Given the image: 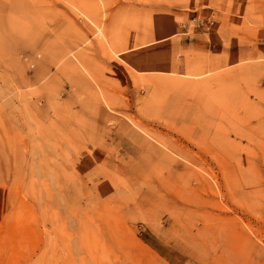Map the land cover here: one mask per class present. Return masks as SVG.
Segmentation results:
<instances>
[{
	"label": "rangeland",
	"instance_id": "rangeland-1",
	"mask_svg": "<svg viewBox=\"0 0 264 264\" xmlns=\"http://www.w3.org/2000/svg\"><path fill=\"white\" fill-rule=\"evenodd\" d=\"M0 264H264V0H0Z\"/></svg>",
	"mask_w": 264,
	"mask_h": 264
},
{
	"label": "crops",
	"instance_id": "crops-1",
	"mask_svg": "<svg viewBox=\"0 0 264 264\" xmlns=\"http://www.w3.org/2000/svg\"><path fill=\"white\" fill-rule=\"evenodd\" d=\"M74 57H75V59H76V61H77V65H76L75 67L77 68V66H78V67L82 66V63H81V57H77V56H74ZM78 75L80 76V74H78ZM77 93L80 94L79 92H77ZM75 100H76V99H75ZM75 100H74V101H75ZM74 101H73V102H74ZM73 104H75V103H73ZM75 105L77 106V105H79V104L76 103ZM95 106H96V105H95ZM106 109H107V108H106ZM79 113H80V112H78V114H79ZM74 131H75V129H74ZM74 131H73V132H74ZM76 131H77V130H76ZM76 131L74 132L75 134H76ZM76 136H77V134H76ZM88 142H89V141H88Z\"/></svg>",
	"mask_w": 264,
	"mask_h": 264
}]
</instances>
